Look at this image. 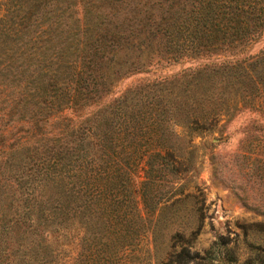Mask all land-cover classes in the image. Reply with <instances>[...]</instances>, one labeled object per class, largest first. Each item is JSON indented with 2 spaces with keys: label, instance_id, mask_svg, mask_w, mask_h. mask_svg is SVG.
I'll return each instance as SVG.
<instances>
[{
  "label": "trees",
  "instance_id": "16d2710c",
  "mask_svg": "<svg viewBox=\"0 0 264 264\" xmlns=\"http://www.w3.org/2000/svg\"><path fill=\"white\" fill-rule=\"evenodd\" d=\"M185 4L0 0V264H264V209L239 241L199 243L211 213L193 141L240 107L264 113V51L113 93L180 58L179 45L151 46L155 34L188 29L198 56L264 31V1ZM245 154L264 167V153Z\"/></svg>",
  "mask_w": 264,
  "mask_h": 264
},
{
  "label": "rangeland",
  "instance_id": "374dc122",
  "mask_svg": "<svg viewBox=\"0 0 264 264\" xmlns=\"http://www.w3.org/2000/svg\"><path fill=\"white\" fill-rule=\"evenodd\" d=\"M189 1L186 0V4ZM253 1L247 0V3L252 5ZM186 4L187 9L189 5ZM169 31L164 36L153 35L148 39L149 44L158 51H172L174 46L179 45L180 58L155 60L145 69L122 76L113 88L114 94L138 82L170 78L202 64L230 58L234 52L250 57L264 51L263 31L239 51L223 48L213 54L208 52L212 50H199L206 53L190 56L187 52L189 48L185 45L189 42L188 29L183 28L179 33ZM180 129V126H176L177 131ZM193 141L198 147L196 182L205 186V204L209 205L208 213H211V225L206 223L205 218L197 237L199 243L206 245L217 233L227 234L231 239L237 235L239 241L240 224L244 220L261 218L254 207L264 209V167L259 164L256 168L245 154L248 151L264 153V113L250 106L240 107L224 123L220 132L195 136Z\"/></svg>",
  "mask_w": 264,
  "mask_h": 264
}]
</instances>
